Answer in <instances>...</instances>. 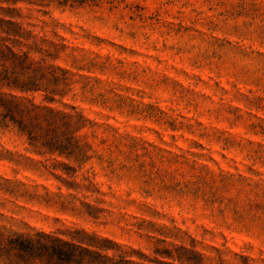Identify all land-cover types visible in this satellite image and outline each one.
Segmentation results:
<instances>
[{"label": "rangeland", "instance_id": "374dc122", "mask_svg": "<svg viewBox=\"0 0 264 264\" xmlns=\"http://www.w3.org/2000/svg\"><path fill=\"white\" fill-rule=\"evenodd\" d=\"M15 5L0 16L70 82L27 98L95 124L84 160L0 129L3 233L129 264H264V0Z\"/></svg>", "mask_w": 264, "mask_h": 264}, {"label": "trees", "instance_id": "16d2710c", "mask_svg": "<svg viewBox=\"0 0 264 264\" xmlns=\"http://www.w3.org/2000/svg\"><path fill=\"white\" fill-rule=\"evenodd\" d=\"M0 1L9 4L0 6V10L19 12L17 2L34 4L45 0ZM14 17L0 16V129L18 132L33 152L70 156L78 150L76 158L87 159L84 153L90 144L77 133L95 123L74 106L57 109L37 105L25 95L40 91L53 100L55 94L62 96L63 87L67 88L70 82L67 69L50 63L48 59L55 56L43 50L36 36ZM122 260L42 232L34 236L4 234L0 227V261L4 264H129Z\"/></svg>", "mask_w": 264, "mask_h": 264}]
</instances>
